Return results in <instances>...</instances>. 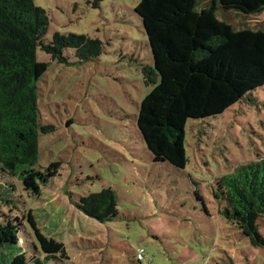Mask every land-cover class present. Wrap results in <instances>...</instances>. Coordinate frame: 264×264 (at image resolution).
<instances>
[{
	"label": "rangeland",
	"instance_id": "obj_1",
	"mask_svg": "<svg viewBox=\"0 0 264 264\" xmlns=\"http://www.w3.org/2000/svg\"><path fill=\"white\" fill-rule=\"evenodd\" d=\"M35 1L50 18L48 41L56 32L82 34L102 41L104 50L81 65L68 50L69 66L38 51V61L50 64L38 83L42 124L56 128L40 139L39 164L47 168L61 162L60 176L40 197L12 193L18 208L0 202V221L19 219L26 227L30 212L45 236L64 243L70 260L47 261L22 230L21 245L29 263L264 264V248L252 246L224 220L211 193L216 177L264 158V87L256 92L257 107L236 104L206 120L203 136L198 137L202 122L189 120L188 159L183 169L176 168L157 160L140 120L153 88L144 82L143 67L154 65L149 35L135 11L142 0ZM213 1L200 3L207 7ZM217 15L227 17L234 29L220 55L233 46H242L244 52L251 33L264 30V10L246 14L229 7ZM5 181L0 177V183ZM104 188L115 192L119 214L102 224L85 216L76 203ZM195 190L204 197L210 215ZM258 226L264 237L263 219ZM139 252L142 261L137 259Z\"/></svg>",
	"mask_w": 264,
	"mask_h": 264
},
{
	"label": "trees",
	"instance_id": "obj_2",
	"mask_svg": "<svg viewBox=\"0 0 264 264\" xmlns=\"http://www.w3.org/2000/svg\"><path fill=\"white\" fill-rule=\"evenodd\" d=\"M200 1L142 0L135 9L154 54V65L143 67L144 82L153 88L140 120L157 160L180 169L188 159L189 120L202 122L198 137L203 136L206 120L224 115L236 104L257 107L256 92L264 87V30L251 33L244 52L242 46H233L220 55L231 43L234 29L227 17L217 15L219 9L229 7L257 13L264 10V0H214L207 7ZM49 26L48 12L35 0H0V177L6 180L0 183V202L15 208L18 201L12 193L40 197L62 167L61 162L47 168L39 164L40 139L56 128L42 124L38 83L50 64L38 61V51L69 66L68 50L78 65L97 59L104 50L102 41L82 34L56 32L48 41ZM217 55V62L212 61ZM200 143L196 138L195 145ZM211 193L224 220L236 226L252 246L264 248L258 229L259 220H264V158L238 164L232 172L216 177ZM195 196L210 215L198 190ZM76 205L102 224L113 222L119 214L112 188L84 196ZM26 223L23 227L19 219L0 221V264H30L21 245L22 230H27L34 239L33 248L47 261L70 260L64 243L45 236L30 212ZM139 254L143 257L139 252L137 259Z\"/></svg>",
	"mask_w": 264,
	"mask_h": 264
},
{
	"label": "built area",
	"instance_id": "obj_3",
	"mask_svg": "<svg viewBox=\"0 0 264 264\" xmlns=\"http://www.w3.org/2000/svg\"><path fill=\"white\" fill-rule=\"evenodd\" d=\"M138 259H143V257L139 254Z\"/></svg>",
	"mask_w": 264,
	"mask_h": 264
}]
</instances>
